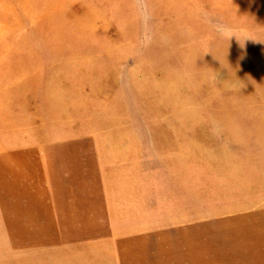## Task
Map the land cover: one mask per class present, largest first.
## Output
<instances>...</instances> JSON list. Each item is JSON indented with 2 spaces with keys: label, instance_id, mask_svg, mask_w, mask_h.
<instances>
[{
  "label": "rangeland",
  "instance_id": "1",
  "mask_svg": "<svg viewBox=\"0 0 264 264\" xmlns=\"http://www.w3.org/2000/svg\"><path fill=\"white\" fill-rule=\"evenodd\" d=\"M167 117L262 153L264 0H0V148Z\"/></svg>",
  "mask_w": 264,
  "mask_h": 264
},
{
  "label": "crops",
  "instance_id": "2",
  "mask_svg": "<svg viewBox=\"0 0 264 264\" xmlns=\"http://www.w3.org/2000/svg\"><path fill=\"white\" fill-rule=\"evenodd\" d=\"M170 119L1 147L0 264H264V148Z\"/></svg>",
  "mask_w": 264,
  "mask_h": 264
},
{
  "label": "clouds",
  "instance_id": "3",
  "mask_svg": "<svg viewBox=\"0 0 264 264\" xmlns=\"http://www.w3.org/2000/svg\"><path fill=\"white\" fill-rule=\"evenodd\" d=\"M220 35L221 36H224L225 38H230L233 35L237 36V34L235 32H233V31H231L230 29H227V28H221L220 29ZM244 38L245 39L251 38V36H245ZM241 83L242 82L239 81V80L238 81H232L231 82V84H232L233 87H239ZM213 130L215 131V129H213Z\"/></svg>",
  "mask_w": 264,
  "mask_h": 264
}]
</instances>
